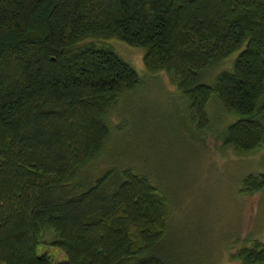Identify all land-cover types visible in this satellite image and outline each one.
<instances>
[{
  "label": "trees",
  "instance_id": "obj_1",
  "mask_svg": "<svg viewBox=\"0 0 264 264\" xmlns=\"http://www.w3.org/2000/svg\"><path fill=\"white\" fill-rule=\"evenodd\" d=\"M113 37L143 48L147 72H165L194 115L206 120L216 97L234 118L222 146L264 147V0H0V264H52L43 242L66 254L56 264H172L166 195L131 167L97 171L110 108L141 81L98 41ZM242 183L263 190L264 169ZM232 258L264 264V241Z\"/></svg>",
  "mask_w": 264,
  "mask_h": 264
},
{
  "label": "rangeland",
  "instance_id": "obj_2",
  "mask_svg": "<svg viewBox=\"0 0 264 264\" xmlns=\"http://www.w3.org/2000/svg\"><path fill=\"white\" fill-rule=\"evenodd\" d=\"M98 41L112 46L141 81L110 108L113 135L97 157V171L107 164L131 167L166 195L170 210L163 250L172 264H241L232 255L255 239L264 241V189L241 191L246 175L264 169V147L240 154L222 146L217 132L234 118L216 97L203 120L165 72H147L143 48L114 37ZM239 52L210 69L208 81L230 69ZM94 173L95 168L83 177ZM36 252L47 254L52 264L66 259L50 242L40 243Z\"/></svg>",
  "mask_w": 264,
  "mask_h": 264
}]
</instances>
